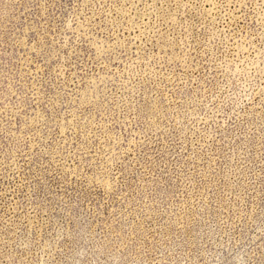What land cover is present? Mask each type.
<instances>
[{
	"label": "rangeland",
	"instance_id": "374dc122",
	"mask_svg": "<svg viewBox=\"0 0 264 264\" xmlns=\"http://www.w3.org/2000/svg\"><path fill=\"white\" fill-rule=\"evenodd\" d=\"M0 264H264V0H0Z\"/></svg>",
	"mask_w": 264,
	"mask_h": 264
}]
</instances>
